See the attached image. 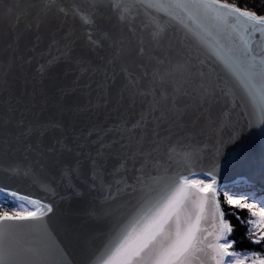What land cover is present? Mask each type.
Returning <instances> with one entry per match:
<instances>
[{
  "label": "snow or ice",
  "instance_id": "snow-or-ice-1",
  "mask_svg": "<svg viewBox=\"0 0 264 264\" xmlns=\"http://www.w3.org/2000/svg\"><path fill=\"white\" fill-rule=\"evenodd\" d=\"M0 264H264V0H0Z\"/></svg>",
  "mask_w": 264,
  "mask_h": 264
},
{
  "label": "trees",
  "instance_id": "trees-1",
  "mask_svg": "<svg viewBox=\"0 0 264 264\" xmlns=\"http://www.w3.org/2000/svg\"><path fill=\"white\" fill-rule=\"evenodd\" d=\"M231 2L243 4L246 2V0H231ZM233 189L236 191H244L245 185L243 182L239 181L238 183L233 184ZM230 211L235 213L234 215L230 214L228 219L234 225L235 230L231 238L237 241L235 245L236 250H259L254 248V246L246 239L247 226L246 224L242 223V221L248 219L246 210L235 209L233 207ZM237 217H239V219H237Z\"/></svg>",
  "mask_w": 264,
  "mask_h": 264
},
{
  "label": "water",
  "instance_id": "water-1",
  "mask_svg": "<svg viewBox=\"0 0 264 264\" xmlns=\"http://www.w3.org/2000/svg\"><path fill=\"white\" fill-rule=\"evenodd\" d=\"M238 181H243L242 177H239V176H233L231 177V179H228V180H224L222 181L223 183H229V184H233V183H236Z\"/></svg>",
  "mask_w": 264,
  "mask_h": 264
}]
</instances>
